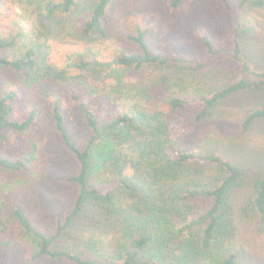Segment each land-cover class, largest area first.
<instances>
[{
	"label": "trees",
	"instance_id": "16d2710c",
	"mask_svg": "<svg viewBox=\"0 0 264 264\" xmlns=\"http://www.w3.org/2000/svg\"><path fill=\"white\" fill-rule=\"evenodd\" d=\"M184 1L172 0V11ZM111 4L112 0H92L85 7L83 0H0V68L12 71L19 80L16 86L27 92L43 86L44 79L67 84L89 133L82 147L66 122L59 90H41L44 93L40 99H50L51 119L78 163L77 174L68 176L77 185L78 194L70 213L58 221L56 233L50 236L35 229L23 206L13 208L12 216L21 234L17 237L28 246L27 260L33 264L62 260L69 264H241L235 248L239 227L245 228L242 223L246 221L238 219L241 209H236L241 195L236 186L242 169L219 155L180 144L172 135L171 115L187 109L190 103L178 83L174 64L194 61L177 53L152 51L148 43L150 28L138 16L131 18V28L123 30V38L140 51L119 49L111 60H100L104 51L97 47V41L108 38L106 18ZM262 6L264 0H241L240 13L243 8L252 13ZM83 9L86 13L81 16L79 38L89 47L59 68L51 61L48 41L71 33L70 18ZM244 33L240 25L233 58L245 72L261 79L256 85L259 87L264 84V64L258 70L245 59ZM197 35L209 55L219 53L206 30L199 29ZM145 68L158 69L153 80L128 83L130 70ZM76 71L85 74L82 85L93 96L105 92L109 97H120L122 112L101 121L98 111L73 88L83 76L73 75ZM90 81L104 84L103 89L95 90ZM249 86L242 81L203 92L200 99L204 108L195 120H210L221 101ZM18 97L14 83L0 95V140L8 130L29 131L40 118L35 101L29 102L26 117L17 118ZM263 118L264 106L247 116L244 127L248 129ZM34 154L17 159L0 156V167L20 170ZM247 199L264 225V181L255 185ZM69 228L78 234L65 244Z\"/></svg>",
	"mask_w": 264,
	"mask_h": 264
},
{
	"label": "rangeland",
	"instance_id": "374dc122",
	"mask_svg": "<svg viewBox=\"0 0 264 264\" xmlns=\"http://www.w3.org/2000/svg\"><path fill=\"white\" fill-rule=\"evenodd\" d=\"M7 1L12 3V0ZM91 1L83 0V6ZM171 2L112 0L106 18L108 38L97 41V47L104 51L100 60H111L119 49L140 51L137 45L123 38V30L131 28V18L138 16L150 28L148 43L152 51L161 54L177 53L194 61L174 64L179 73L178 83L190 103L187 109L171 115L169 122L172 135L180 144L219 155L242 169L243 176L236 186L237 193L241 192L242 196H239V203L236 201V209H241L238 219L245 218L246 221L242 223L245 228L239 227L235 250L241 264H264V225L259 223L253 203L247 199L255 185L264 181V118L257 120L248 129L244 127L247 116L254 109L264 106V84L256 87L261 79L245 72L233 58L232 52L236 30L242 25L246 33L244 57L252 66L261 70L264 64V6L252 13L249 8H243L240 13L241 0H185L179 9L172 11ZM13 6L21 12L17 5ZM85 13L83 9L70 18L69 23L73 26L71 33H62L48 41L52 48L51 61L59 68L65 67L76 58L77 53H84L89 47L79 38L83 27L81 16ZM199 29L207 31L214 50L219 51L217 55H209L197 35ZM154 71L153 68L130 70L126 80L130 84L144 80L147 84L153 80ZM75 74L83 76L82 79L78 78L81 83L73 88L82 93L85 103L98 111L101 121L122 112L120 97H109L105 92L93 96L82 85L85 74L78 71ZM242 81L250 86L221 101L215 116L203 122L195 120L204 108L200 99L203 92L219 88L222 90ZM18 82L12 71L0 68V95L8 89L9 83H14L19 93L15 104L16 117H26L30 112L29 102L35 101L40 108V118L29 131L18 133L8 130L5 139L0 140L2 157L17 159L35 153L32 161L20 170L9 171L0 167V264H33L27 260L28 246L17 237L21 236L20 229L12 216L16 205L23 206L36 230L50 236L56 233L58 221L68 216L78 194L77 185L68 180L69 175L77 174L78 163L51 119L50 99H40L45 92L43 89L52 92L59 90L66 122L82 147L89 135L80 106L69 95L67 84L44 79L43 86L38 85L33 91L27 92L16 86ZM89 83L97 91L104 87V84L96 81ZM164 110L169 112L166 106ZM77 234L69 228L65 235L67 238L63 239L65 244L71 236ZM44 264L69 263L62 260L53 263L46 261Z\"/></svg>",
	"mask_w": 264,
	"mask_h": 264
}]
</instances>
